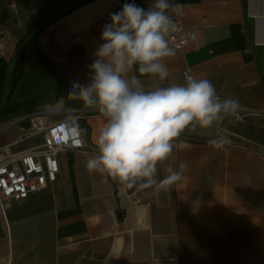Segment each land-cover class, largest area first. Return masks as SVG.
Returning a JSON list of instances; mask_svg holds the SVG:
<instances>
[{"label":"crops","instance_id":"obj_1","mask_svg":"<svg viewBox=\"0 0 264 264\" xmlns=\"http://www.w3.org/2000/svg\"><path fill=\"white\" fill-rule=\"evenodd\" d=\"M66 1L0 0V21L10 35L7 56L37 20ZM133 2L147 10L153 0H89L36 35L35 46L60 79L57 99L83 105L68 92L73 82L87 81L110 14ZM169 2L181 5L179 16L188 43L166 60L170 75L165 81L141 77L146 89L182 83L188 70L209 79L220 96L238 99L246 108L264 107V46L254 42L255 27L246 16L244 0ZM54 91V77L35 56H27L8 103L47 99ZM104 123L102 115L86 120L85 143L94 153ZM198 131L201 134L185 132L178 138L209 135V129ZM15 134V129L6 131L0 145ZM90 154L60 152L52 184L24 200L0 204V264H193L181 256L175 191L166 194L168 205L160 210V190L129 188L105 174L89 172L85 163ZM160 168L158 164L157 181ZM185 220L181 211L179 222Z\"/></svg>","mask_w":264,"mask_h":264},{"label":"clouds","instance_id":"obj_2","mask_svg":"<svg viewBox=\"0 0 264 264\" xmlns=\"http://www.w3.org/2000/svg\"><path fill=\"white\" fill-rule=\"evenodd\" d=\"M181 5L169 0H153L145 10L134 2L123 4L110 14L103 26L90 74L83 84L73 82L68 95L105 119L99 130L97 151L90 154L85 167L89 172L105 174L126 187L170 188L182 179L181 171L169 169L157 181V165L173 152L174 141L185 132L214 129L207 144L222 150L231 144L226 120H239L238 99L222 97L207 78L188 75L182 83L146 89L141 77L165 81L166 64L175 56L170 33L178 30L175 16ZM174 14V15H173ZM50 116L67 111L63 99L44 106ZM77 135L80 130L71 128ZM181 170L187 164L181 162Z\"/></svg>","mask_w":264,"mask_h":264},{"label":"rangeland","instance_id":"obj_3","mask_svg":"<svg viewBox=\"0 0 264 264\" xmlns=\"http://www.w3.org/2000/svg\"><path fill=\"white\" fill-rule=\"evenodd\" d=\"M244 8L254 27L264 25V0H244ZM225 127L231 144L222 150L207 144L214 129L207 137L174 141L172 154L159 163L158 176L162 180L171 169L181 171L182 179L160 190L159 208L168 205L166 194L175 191L186 263L264 264V116L226 120ZM181 162L186 169H180Z\"/></svg>","mask_w":264,"mask_h":264},{"label":"built area","instance_id":"obj_4","mask_svg":"<svg viewBox=\"0 0 264 264\" xmlns=\"http://www.w3.org/2000/svg\"><path fill=\"white\" fill-rule=\"evenodd\" d=\"M174 19L178 30L170 33L169 42L176 52L184 49L188 40L180 16L174 15ZM9 38V33L0 21V58L5 60ZM254 42L264 46V25L260 23L255 24ZM188 75H191L189 71L184 70L183 79ZM46 104L0 120V136L10 129L16 130L10 142L0 145V204L24 200L52 184L59 171L60 152L94 153L85 143V124L88 118L102 114L85 105L65 104L67 111L64 114L50 116L45 111ZM239 115L238 121H243L246 117L264 116V111L241 106ZM71 128L79 129L80 134L77 135Z\"/></svg>","mask_w":264,"mask_h":264},{"label":"water","instance_id":"obj_5","mask_svg":"<svg viewBox=\"0 0 264 264\" xmlns=\"http://www.w3.org/2000/svg\"><path fill=\"white\" fill-rule=\"evenodd\" d=\"M89 0H68L53 9L49 13L45 14L39 20H37L25 33L21 41L18 43L17 47L13 51L10 58L7 60L6 67L4 69L1 88H0V115L4 111L8 99L12 92V76L14 72L15 65L20 59L22 53L30 44V42L36 37V35L44 29L46 26L51 24L56 19L60 18L64 14L68 13L77 6L87 2Z\"/></svg>","mask_w":264,"mask_h":264},{"label":"trees","instance_id":"obj_6","mask_svg":"<svg viewBox=\"0 0 264 264\" xmlns=\"http://www.w3.org/2000/svg\"><path fill=\"white\" fill-rule=\"evenodd\" d=\"M21 39L19 40V42L21 41ZM31 55L35 56L36 59L39 61V63L54 77V79H55V91H54L55 94L50 96L47 99L32 98V99H30L28 101L21 102V103H18V104H11V103L7 102V105H6L5 109H4V111L2 112V114L0 115V117L8 116V115H11L12 113L20 111V110L31 109V108H33V107H35L37 105H40V104H43V103H50V102H53V101L57 100V95L56 94L59 91L60 79H59L58 75L56 74L55 70L52 68L49 60L46 57V55L43 54L35 46V38L30 42V44L24 50V52L22 53L20 59L17 61L16 65H15L13 76H12V84H11L12 89H13L14 85L17 83V81L19 79L20 68H21V64H22L23 59L25 57L31 56ZM6 64H7V60H5L3 58H0V88H1L3 73H4V69L6 67Z\"/></svg>","mask_w":264,"mask_h":264},{"label":"bare ground","instance_id":"obj_7","mask_svg":"<svg viewBox=\"0 0 264 264\" xmlns=\"http://www.w3.org/2000/svg\"><path fill=\"white\" fill-rule=\"evenodd\" d=\"M257 15H254V17H256Z\"/></svg>","mask_w":264,"mask_h":264}]
</instances>
